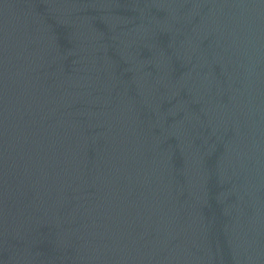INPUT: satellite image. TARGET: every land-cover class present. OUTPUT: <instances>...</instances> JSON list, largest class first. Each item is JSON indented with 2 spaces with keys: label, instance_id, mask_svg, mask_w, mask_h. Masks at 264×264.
Wrapping results in <instances>:
<instances>
[{
  "label": "water",
  "instance_id": "1",
  "mask_svg": "<svg viewBox=\"0 0 264 264\" xmlns=\"http://www.w3.org/2000/svg\"><path fill=\"white\" fill-rule=\"evenodd\" d=\"M0 264H264V0H0Z\"/></svg>",
  "mask_w": 264,
  "mask_h": 264
}]
</instances>
